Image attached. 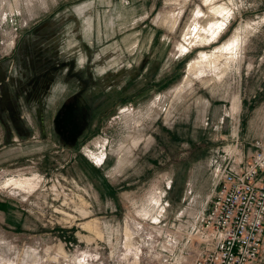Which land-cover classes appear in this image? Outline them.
Masks as SVG:
<instances>
[{"label":"rangeland","instance_id":"374dc122","mask_svg":"<svg viewBox=\"0 0 264 264\" xmlns=\"http://www.w3.org/2000/svg\"><path fill=\"white\" fill-rule=\"evenodd\" d=\"M257 143L264 0H0V264H189L218 173Z\"/></svg>","mask_w":264,"mask_h":264},{"label":"built area","instance_id":"2783aa9c","mask_svg":"<svg viewBox=\"0 0 264 264\" xmlns=\"http://www.w3.org/2000/svg\"><path fill=\"white\" fill-rule=\"evenodd\" d=\"M217 175L193 228L198 250L189 264H254L264 242V144Z\"/></svg>","mask_w":264,"mask_h":264},{"label":"bare ground","instance_id":"6f19581e","mask_svg":"<svg viewBox=\"0 0 264 264\" xmlns=\"http://www.w3.org/2000/svg\"><path fill=\"white\" fill-rule=\"evenodd\" d=\"M186 31L187 32L184 34L183 40L187 44H188V42H190V40L200 39V37H201L200 36L201 33H200L199 29L197 28V25L195 23L191 24ZM236 47H237V41L234 39V41L232 43H230L227 47H225V49L222 52H219V54L217 56L208 58L206 55L201 54L197 58L196 61H193L192 63L189 64L188 75L193 76V77H198V76H202V75H207L208 74L207 72H209V70H211L212 72L220 70V69L224 70L225 69L224 66H227L226 63H227V60L229 58L230 53L233 52L234 49L236 50ZM180 50H181V52H184L186 50V48H184L183 46H180ZM203 65H206V67L201 68V66H203ZM223 70H222V72H223ZM217 77H218V79H220L222 77V75H220V76L217 75ZM185 83L186 84L188 83V77H187Z\"/></svg>","mask_w":264,"mask_h":264},{"label":"flooded vegetation","instance_id":"af4514ba","mask_svg":"<svg viewBox=\"0 0 264 264\" xmlns=\"http://www.w3.org/2000/svg\"><path fill=\"white\" fill-rule=\"evenodd\" d=\"M59 113V117L56 121V129L58 133L69 140L76 135H79L81 114L79 113L78 108L66 105Z\"/></svg>","mask_w":264,"mask_h":264}]
</instances>
